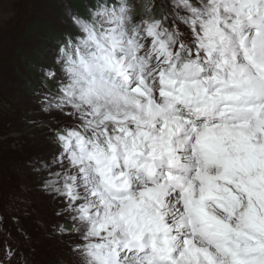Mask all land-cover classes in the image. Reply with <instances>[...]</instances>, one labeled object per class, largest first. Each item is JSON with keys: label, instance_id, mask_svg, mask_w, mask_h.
<instances>
[{"label": "clouds", "instance_id": "1", "mask_svg": "<svg viewBox=\"0 0 264 264\" xmlns=\"http://www.w3.org/2000/svg\"><path fill=\"white\" fill-rule=\"evenodd\" d=\"M86 12L38 100L70 118L40 188L75 264H264V0Z\"/></svg>", "mask_w": 264, "mask_h": 264}, {"label": "rangeland", "instance_id": "2", "mask_svg": "<svg viewBox=\"0 0 264 264\" xmlns=\"http://www.w3.org/2000/svg\"><path fill=\"white\" fill-rule=\"evenodd\" d=\"M77 14L69 0H0V264L76 261L74 238L57 235L68 223L64 200L40 188L49 171L43 164L58 154L50 129L70 118L42 113L38 100L50 91L43 70L53 66L57 41L75 34Z\"/></svg>", "mask_w": 264, "mask_h": 264}, {"label": "trees", "instance_id": "3", "mask_svg": "<svg viewBox=\"0 0 264 264\" xmlns=\"http://www.w3.org/2000/svg\"><path fill=\"white\" fill-rule=\"evenodd\" d=\"M71 7L79 13V15H86L88 6L94 4V0H69Z\"/></svg>", "mask_w": 264, "mask_h": 264}]
</instances>
